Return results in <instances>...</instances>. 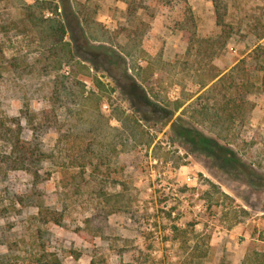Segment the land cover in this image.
I'll return each instance as SVG.
<instances>
[{
	"label": "rangeland",
	"instance_id": "rangeland-1",
	"mask_svg": "<svg viewBox=\"0 0 264 264\" xmlns=\"http://www.w3.org/2000/svg\"><path fill=\"white\" fill-rule=\"evenodd\" d=\"M55 1L59 14L44 17L64 20L74 54L61 65L45 29L25 26L35 0H0V118L47 153L39 178L35 167L0 166V254L8 264L42 254L61 264L263 262L264 86L249 55L260 47L264 64V0H188L195 27L181 0ZM202 39L214 44L197 53ZM240 61L247 111L223 140L181 111ZM64 82L71 94L55 105ZM38 202L62 223L44 222Z\"/></svg>",
	"mask_w": 264,
	"mask_h": 264
},
{
	"label": "trees",
	"instance_id": "trees-1",
	"mask_svg": "<svg viewBox=\"0 0 264 264\" xmlns=\"http://www.w3.org/2000/svg\"><path fill=\"white\" fill-rule=\"evenodd\" d=\"M158 1L171 3L174 0ZM181 1L185 4V10H187V20L191 21L193 23L192 26L195 27L193 15L188 6V0ZM58 8V4L55 0H35V3H29L28 6H26L24 19L26 23L25 26L27 27L30 25L31 28H39L38 30L40 32L45 29L44 36H46V39L50 43L49 52H52V54L59 59V65H61L63 59H66L69 63L74 59L70 44L65 40L67 32L66 24L61 18L44 17L45 10L58 15ZM218 22L222 23L223 18H219ZM189 43L192 44V41H189ZM203 43L205 44L203 45ZM195 44H197V47H194L195 50L197 53H200L204 52V47H209V44H214V41L202 39L197 40ZM225 44L226 40L223 42L224 46ZM259 49L261 48L256 47L254 53L250 54L249 57L256 60V64H258L256 69L262 70V84L264 86V64L261 65L259 63L263 53L259 52ZM242 63L244 62L240 61L237 65L233 66L229 72H217L212 75L208 81L200 83L201 88L205 89L198 95L196 100L190 101L181 111L185 113L187 108H190L192 112L190 116L193 122L205 124L211 132L215 133L217 137L223 140L228 139L229 135H231V129L238 120H244L247 111L246 104H248V101L244 95L247 92L245 87L248 84L246 80H242L246 78L247 68L242 67ZM56 86L53 102L55 105L65 104L64 99L70 96L71 86L66 85L65 82L64 85ZM182 106L183 103H178L175 105L174 110L177 111ZM182 121L183 119L178 117L175 123L181 125ZM15 123L16 127L14 128L10 125L8 126L7 123L0 118V140L6 142L9 147L8 151L0 149V166L7 165L9 168L26 170H31L32 167L36 168L45 160L47 153L43 149L41 142L37 139L38 137H33L31 140L22 137V125L19 121ZM195 131L194 132L199 135L200 140L211 144V142L206 141L210 139L209 137H206L197 129H195ZM212 144L216 146L218 143L215 142ZM217 147L219 149L224 148L222 146ZM36 169L33 171L34 176L35 178H39L40 173L38 169ZM30 197L33 199L32 196ZM17 200L25 205L21 198ZM36 204L40 218L44 222H53L55 224L62 223V213H58L55 209L44 205L42 202ZM260 255L263 257V262L260 261L256 264H264V251L260 253ZM0 264H8L6 255L0 254ZM36 264H61V262L53 254H42L36 259ZM91 264H94L93 260Z\"/></svg>",
	"mask_w": 264,
	"mask_h": 264
},
{
	"label": "crops",
	"instance_id": "crops-1",
	"mask_svg": "<svg viewBox=\"0 0 264 264\" xmlns=\"http://www.w3.org/2000/svg\"><path fill=\"white\" fill-rule=\"evenodd\" d=\"M226 70H224L223 72H225Z\"/></svg>",
	"mask_w": 264,
	"mask_h": 264
}]
</instances>
